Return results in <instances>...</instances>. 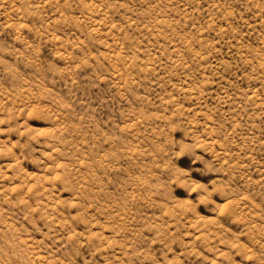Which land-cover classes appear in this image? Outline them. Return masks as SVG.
Returning <instances> with one entry per match:
<instances>
[{"label":"rangeland","instance_id":"374dc122","mask_svg":"<svg viewBox=\"0 0 264 264\" xmlns=\"http://www.w3.org/2000/svg\"><path fill=\"white\" fill-rule=\"evenodd\" d=\"M0 264H264V0H0Z\"/></svg>","mask_w":264,"mask_h":264}]
</instances>
